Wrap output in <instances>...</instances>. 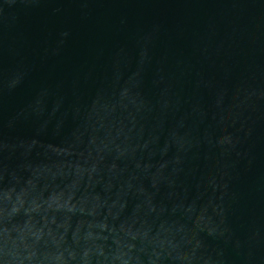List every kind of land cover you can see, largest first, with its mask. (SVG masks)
<instances>
[{
  "label": "water",
  "instance_id": "95a60500",
  "mask_svg": "<svg viewBox=\"0 0 264 264\" xmlns=\"http://www.w3.org/2000/svg\"><path fill=\"white\" fill-rule=\"evenodd\" d=\"M0 264H264V0H0Z\"/></svg>",
  "mask_w": 264,
  "mask_h": 264
}]
</instances>
